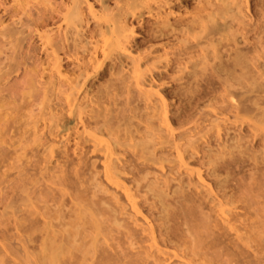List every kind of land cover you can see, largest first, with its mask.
I'll return each mask as SVG.
<instances>
[{"label": "rangeland", "instance_id": "374dc122", "mask_svg": "<svg viewBox=\"0 0 264 264\" xmlns=\"http://www.w3.org/2000/svg\"><path fill=\"white\" fill-rule=\"evenodd\" d=\"M258 27L264 0H0V264H264V136L222 84Z\"/></svg>", "mask_w": 264, "mask_h": 264}, {"label": "bare ground", "instance_id": "6f19581e", "mask_svg": "<svg viewBox=\"0 0 264 264\" xmlns=\"http://www.w3.org/2000/svg\"><path fill=\"white\" fill-rule=\"evenodd\" d=\"M166 1V0H165ZM234 0H232V2H233ZM263 2V1H262ZM165 3H167V2H165ZM165 3H164V6H165ZM147 4V3H146ZM168 4H169V2H168ZM167 4V5H168ZM47 6V5H46ZM49 6V5H48ZM225 6V5H224ZM236 9V8H235ZM75 11V10H74ZM224 11V10H223ZM76 12H77V10H76ZM220 13V12H219ZM117 14H118V12H117ZM255 16V15H254ZM40 17H42V16H40ZM110 17H113V16H110ZM120 17V16H119ZM39 19V18H38ZM108 20L106 21L107 23H105V24H107L106 26H109L110 24H111V22H112V19L110 18H107ZM245 19V18H244ZM164 20V19H163ZM33 21V20H32ZM116 21H117V19H116ZM34 22V21H33ZM163 22V21H162ZM161 22V23H162ZM178 22V21H177ZM182 22V21H181ZM181 22L179 23V24H181ZM185 22V21H184ZM194 22V21H193ZM210 22V21H209ZM36 23V22H35ZM45 23V22H44ZM44 23H43V25H44ZM115 24H116V22H114ZM168 23V22H167ZM30 24V23H29ZM112 24H113V22H112ZM119 23H118V21H117V24H116V27L118 26L119 28H120V26H122L121 27V30L124 32V30L126 31V28L125 29H123V25H118ZM176 24V23H175ZM178 24V25H179ZM184 24V23H183ZM196 24H198V23H196ZM169 25V24H168ZM177 25V24H176ZM177 25V26H178ZM187 25V24H186ZM185 25V26H186ZM221 25V24H220ZM223 25V24H222ZM221 25V26H222ZM39 26V25H38ZM105 26V27H106ZM165 26V25H164ZM167 26V25H166ZM181 26H182V24H181ZM212 26V25H211ZM226 25H224V27H225ZM115 27V26H114ZM118 27H117V29H118ZM170 27V26H169ZM186 27H188V26H186ZM216 27V26H215ZM220 27V26H219ZM227 27H228V25H227ZM111 28H112V26H111ZM163 28V27H162ZM171 29H172V27H170ZM204 28V27H203ZM223 27H221V29H222ZM114 29H116V28H114ZM177 29H180V28H177ZM183 29H185V28H182V31H183ZM231 29V28H230ZM237 29H239V28H237ZM242 29V28H241ZM255 29V28H254ZM253 29V30H254ZM258 29H259V27H258ZM257 29V31H255V34L253 35V36H255V39H256V41L255 42H253V44H251V49H252V53H254V54H252L251 56H249L247 53H248V49H247V47H250V45L249 46H247V47H245V49H247V50H244V51H246V52H244L243 51V49H242V53H241V50H239L238 49V53L236 52V51H234L235 52V56H234V59H233V62L230 64V62L232 61L231 59L229 60L230 62H229V64H227V62L226 61H224L223 63H225L226 62V67H224L225 65L223 64V63H221V65H224L223 67H222V70H224V68H225V73H224V75H226V76H224L223 75V81H222V79H221V81H222V84H224L223 86H225V92H226V97L228 98V100L230 99V98H232L233 97V99L235 100V102L233 101V102H231L230 100L228 101L231 105H232V103H233V105H234V110L233 111H235V110H237L240 106H238L237 104L240 102V103H243V107L245 106H247L246 108H244L243 109V111H244V113H245V115L247 116V121H246V124H247V122H250V125H249V128L251 129L252 128V132H254V135H256L255 134V132L256 133H263V136H264V29H259L258 30ZM119 30V29H118ZM118 30H115V31H117L116 33H118ZM120 30V31H121ZM173 30V29H172ZM188 30V29H187ZM219 30V29H218ZM223 30V29H222ZM243 30V29H242ZM110 31V30H109ZM120 31H119V33H120ZM157 31V30H156ZM166 31V30H165ZM174 31H175V29H174ZM186 31V30H185ZM205 31V30H204ZM92 32H93V30H92ZM123 32H121L122 34H123ZM172 32V31H171ZM170 32V33H171ZM211 32V31H210ZM251 32V31H250ZM228 33H230V32H228ZM234 33V32H233ZM237 33V32H236ZM245 33V32H244ZM118 35V34H117ZM121 35V34H120ZM120 35H118V37H120ZM192 35V34H191ZM239 35V34H238ZM260 35V36H259ZM189 37V36H188ZM201 37V36H200ZM204 37V36H203ZM44 38H45V36H44ZM162 38V37H161ZM206 38V37H205ZM47 39H48V37H47ZM219 39V38H218ZM248 39V38H247ZM155 40V39H154ZM158 40V39H157ZM246 40V39H245ZM251 40V39H250ZM48 41H49V43L48 44H50V42L52 41V40H50V39H48ZM79 41V40H78ZM55 42V41H54ZM81 42V41H80ZM79 42V43H80ZM122 42V41H121ZM220 42V41H219ZM233 42V41H232ZM247 42H248V40H247ZM189 43V42H188ZM52 44V43H51ZM50 44V45H51ZM187 44V43H186ZM250 44V43H249ZM63 45V44H62ZM220 45V44H219ZM248 45V44H247ZM53 46V45H52ZM76 46V45H75ZM203 46V45H202ZM51 47V46H50ZM186 47V46H185ZM240 48H243V47H240ZM65 49V48H64ZM182 49V48H181ZM250 49V48H249ZM185 50V49H184ZM203 50V49H202ZM237 50V49H236ZM205 51V50H204ZM240 51V52H239ZM250 51V50H249ZM206 52V51H205ZM223 52V51H222ZM57 53V52H56ZM227 56V55H226ZM229 56V55H228ZM188 57V56H187ZM199 57V56H198ZM209 57V56H208ZM227 58H229V57H227ZM182 59V58H181ZM207 59V58H206ZM219 59V58H218ZM59 60V59H58ZM176 60V59H175ZM204 60V59H203ZM227 60V59H226ZM89 61V60H88ZM207 61V60H206ZM223 61V60H222ZM55 62V61H54ZM59 62V61H58ZM189 62H190V60H189ZM197 62V61H196ZM209 62V61H208ZM216 62V61H215ZM203 63V62H202ZM78 64V63H77ZM204 64V63H203ZM219 64V63H218ZM218 64H215L214 66H216V65H218ZM207 65V64H206ZM229 65V66H228ZM86 67V66H85ZM217 67H219V66H217ZM200 68V67H199ZM206 68V67H205ZM220 68V71H221V67H219ZM219 68H218V71H219ZM55 70V69H54ZM235 70H238V72L237 73H235ZM223 72V71H222ZM223 74V73H222ZM196 76V75H195ZM201 76V75H200ZM199 79V78H198ZM197 81V80H196ZM213 82V81H212ZM59 83H61V82H59ZM54 84V83H53ZM64 84V83H63ZM62 84V85H63ZM236 84V86H238V89H240V88H243V89H240V90H242L241 91V94H240V90L238 91L237 90V88L236 87H234L233 85H235ZM221 85V84H220ZM239 85L241 86V87H239ZM234 87V89L232 90V88ZM222 87V86H221ZM230 87H232L231 88V90H230ZM221 90V89H220ZM237 90V94H239V96L237 97L236 96V91ZM244 90V91H243ZM232 91H234L235 93H233ZM224 92V91H223ZM218 94V93H217ZM133 95V94H132ZM143 97V96H142ZM144 97H146V95L144 96ZM222 97V96H221ZM236 99H235V98ZM205 98V97H204ZM128 100V99H127ZM161 100V99H160ZM226 99H224L223 98V101H225ZM144 101V100H143ZM239 101V102H238ZM126 102V101H125ZM146 102H147V100H146ZM226 102V101H225ZM227 102V103H228ZM236 102H238L236 105H235V103ZM246 102H249V104L248 105H244V103L245 104H247ZM162 103V102H161ZM239 103V105H242V104H240ZM68 105V104H67ZM157 105H159V104H157ZM161 105V104H160ZM216 105V104H215ZM226 105V104H225ZM225 105H223V106H225ZM228 105V104H227ZM226 105V106H227ZM233 105L231 106V107H233ZM225 106V107H226ZM230 106V105H229ZM195 107V106H194ZM236 107H238L237 109H236ZM78 108V107H77ZM221 108H222V105H221ZM148 109V108H147ZM223 109V108H222ZM222 109H220L221 111H225V110H222ZM224 109H228V106H227V108H224ZM137 110V109H136ZM229 110H230V107H229ZM232 110V109H231ZM230 110V111H231ZM239 110V111H238ZM237 110V113H239L240 111H241V109H238ZM97 111H99V110H97ZM216 111H217V109H216ZM228 111V110H227ZM229 111V112H230ZM242 111V112H243ZM143 112V111H142ZM218 112V111H217ZM228 112V113H229ZM236 112V111H235ZM142 114V113H141ZM231 114V113H230ZM235 114V113H234ZM94 116H95V114H94ZM165 117V116H164ZM96 118V117H95ZM99 118V117H98ZM183 118V117H182ZM216 118V117H215ZM145 119V118H144ZM147 119V118H146ZM162 119V118H161ZM221 120V119H220ZM107 121V120H106ZM212 121V120H211ZM216 121V120H215ZM103 122V121H102ZM160 122V121H159ZM99 123V122H98ZM112 123H114V122H112ZM111 123V124H112ZM100 124V123H99ZM104 124V123H103ZM102 124V125H103ZM105 124H107V123H105ZM128 124V123H127ZM151 124V123H150ZM185 124V123H184ZM210 124V123H209ZM241 124V123H240ZM130 125V124H129ZM159 125V124H158ZM104 126V125H103ZM109 127H110V124L108 125ZM139 126V125H138ZM184 126V125H183ZM251 126V127H250ZM109 127H108V129H109ZM128 127V126H127ZM214 127V126H213ZM98 128V127H97ZM96 128V129H97ZM111 128V127H110ZM205 128V127H204ZM101 129V128H100ZM103 129H105V128H103ZM116 129V128H115ZM148 129V128H147ZM213 129V128H212ZM225 130V129H224ZM254 130V131H253ZM98 131V130H97ZM96 131V132H97ZM99 131H101V130H99ZM125 131V130H124ZM129 131V130H128ZM160 131V130H159ZM205 131H207V130H205ZM209 131V130H208ZM236 131V130H235ZM241 131V130H240ZM232 132V131H231ZM137 133V132H136ZM156 133V132H155ZM208 133V132H207ZM129 133L127 132V134H125L126 136L128 135ZM146 134V133H145ZM148 134V133H147ZM150 134V133H149ZM148 134V135H149ZM206 134V133H205ZM130 136H131V134H129ZM128 135V137H130ZM135 135V134H134ZM133 135V136H134ZM158 136H159V134H157ZM171 135V134H170ZM180 135V134H179ZM201 135V134H200ZM238 135V134H237ZM109 136V135H108ZM116 136V139H114V143H115V145H116V143H117V145L119 146V145H121L122 143L121 142H123V141H121V140H119V138L117 137V135H115ZM124 136V135H123ZM143 136V135H142ZM141 136V137H142ZM145 136V137H144ZM143 136V138H145V139H147L146 137H148V136H146V135H144ZM257 136V135H256ZM261 136V135H260ZM262 136V137H263ZM128 137H126V139L125 138H123V139H125V141H127L128 142ZM141 137H139V139L141 140V141H144V140H142V138ZM182 137V136H181ZM212 137V136H211ZM257 137H259V134H258V136ZM117 138H118V140H117ZM121 138V137H120ZM183 138V137H182ZM188 138H190V137H188ZM241 138V137H240ZM240 138H239V140H240ZM122 139V140H123ZM132 139V138H131ZM159 139V138H158ZM174 139V138H173ZM185 139V138H184ZM243 139H245V137L243 136ZM129 140H130V138H129ZM189 140V139H188ZM233 140V139H232ZM242 140V139H241ZM190 141V140H189ZM245 141V140H244ZM262 141V140H261ZM264 141V140H263ZM121 143V144H119V143ZM126 142V144H128ZM191 142V141H190ZM195 142V141H194ZM242 142H243V140H242ZM130 143V142H129ZM139 143L141 144V143H146L145 141L144 142H137V144H136V142H135V145L134 144H128L127 146H129V147H134L135 149H139L140 150V147L141 146H143V147H145L146 148V146H144L143 144L142 145H139ZM148 143V142H147ZM150 143V142H149ZM148 143V145L147 146H149L150 144ZM159 143V142H158ZM162 143V142H161ZM181 143V142H180ZM236 143H240L239 141H237L236 140ZM124 144V143H123ZM123 144H122V146H123ZM175 144V143H174ZM114 145V146H115ZM117 145H116V147H117ZM140 146L139 148H136L137 146ZM160 145V144H159ZM184 145V144H183ZM233 145V144H232ZM253 145V144H252ZM104 146V145H103ZM174 146V145H173ZM180 146V145H179ZM187 146H190V144L189 145H187ZM192 146V145H191ZM224 146V145H223ZM260 146V145H259ZM120 147V146H119ZM123 147H126V145L124 144V146ZM168 147H169V145H168ZM183 147V146H182ZM185 147V149L184 150H180V152L181 153H179L178 151H179V149H181V148H177L178 149V153L180 154H176L175 156H178L179 157V159H178V157H177V159L178 160H180L181 162H182V159H184L185 157H187L188 158V154L185 152V150H187V151H189L190 149L189 148H186V146H184ZM233 147H235V146H233ZM240 147V146H239ZM257 147V146H256ZM107 148V147H106ZM142 148V147H141ZM151 148V147H150ZM191 148V151H190V158H193L194 157V155H196V153L194 154L193 153V150H192V148L193 147H190ZM105 149V148H104ZM114 149H115V147H114ZM149 149V148H148ZM147 149V150H148ZM221 149V148H220ZM227 149V148H226ZM142 150H144L143 148L141 149V151ZM161 150V149H160ZM199 150V149H198ZM223 150V149H222ZM153 151V150H152ZM176 151V150H175ZM211 151V150H210ZM214 151V150H213ZM226 151V150H225ZM250 151V150H249ZM100 152V151H99ZM104 152V151H103ZM108 152H111V150L110 151H108ZM114 152V151H113ZM143 152V151H142ZM149 152H150V150H149ZM149 152H145V153H149ZM170 152V151H169ZM176 152V153H177ZM194 152H195V150H194ZM197 152V151H196ZM207 152V151H206ZM206 152L204 151V153H205V155H206ZM238 152V151H237ZM187 155H185V154ZM193 153V154H192ZM200 153V152H199ZM213 153H215V152H213ZM212 153V155H211V157L213 156V158L211 159V157H210V154H208V155H206V156H204L203 154H202V156H204V158L206 157V158H210L211 160H213V161H215V163H217V164H214V163H211L212 164V166L214 167V166H216L217 165V167L218 166H220V164H221V159H222V156H223V154H222V156H221V154H219L220 156V158L217 156V158H219L218 160H219V162L217 161V158L215 159L214 157H215V155L216 154H213ZM220 153V152H219ZM223 153H224V151H223ZM226 154H227V152H225ZM224 153V154H225ZM112 154V153H111ZM144 154V153H143ZM150 154V153H149ZM149 154L147 155V158H151V159H146V163H147V161H149V162H151L152 160H155V159H153L152 158V156L150 155L149 156ZM198 154V153H197ZM140 155H142L141 153H140ZM153 155H154V153H153ZM142 156H144V157H146L145 156V154L144 155H142ZM163 156V155H162ZM209 156V157H208ZM197 157V155L195 156V158ZM243 157V156H242ZM154 158H156L155 156H154ZM164 158V157H163ZM168 158V157H167ZM166 158V159H167ZM176 158V157H175ZM190 158H188V159H190ZM195 158H193V159H195ZM111 159V158H110ZM120 159V158H119ZM142 159V158H141ZM159 159H161L162 160V158H159ZM161 160H160V162H161ZM178 160H176V163L178 162ZM185 160V159H184ZM195 160H197V159H195ZM200 160V159H199ZM211 160H208V161H210V162H212ZM156 161H158L157 160V158H156ZM155 161V162H156ZM170 161V160H169ZM179 161V162H180ZM198 161V160H197ZM202 161H204V160H202ZM205 161H206V163H207V160L205 159ZM222 161L224 162V160L222 159ZM226 161V160H225ZM234 161H235V159H234ZM113 162V161H112ZM115 162H118V161H116V158H115ZM143 162V161H142ZM153 162V161H152ZM159 162V161H158ZM163 162V161H162ZM222 162V163H223ZM250 162V161H249ZM145 163V164H146ZM174 163H175V160H174ZM148 165V164H147ZM156 165V164H155ZM181 165H183V164H181ZM185 165V164H184ZM221 165H223V164H221ZM110 166V165H109ZM208 166V165H207ZM212 166H211V168H212ZM117 167V166H116ZM119 167V166H118ZM145 167V166H144ZM222 167H224V166H222ZM221 167V168H222ZM115 168V167H114ZM132 168V167H131ZM166 168V167H165ZM177 168V167H176ZM210 168V169H211ZM214 168H216V167H214ZM110 169V168H109ZM116 169V168H115ZM128 169V168H127ZM141 169V168H140ZM147 169V168H146ZM145 169V170H146ZM151 169V168H150ZM190 169V168H189ZM188 169V172L187 173H189V172H191L192 170L190 169L189 170ZM187 170V169H186ZM185 169H184V171H186ZM211 170H213V168L211 169ZM218 170H220L219 168H218ZM122 171V170H121ZM172 171V170H171ZM209 171V170H208ZM207 171V172H208ZM217 171V170H216ZM174 172V171H173ZM193 172V171H192ZM192 172L191 173H189V175L187 174V173H185L186 175H188V176H190V174H191V176L193 175L192 174ZM195 172V171H194ZM214 173H216L215 172V169H214V171H213ZM234 172V171H233ZM109 173H111V172H109ZM131 173V172H130ZM135 173V172H134ZM211 172H208V174H210ZM151 174V173H150ZM172 174H174V173H172ZM184 174V175H185ZM196 174V173H195ZM207 174V173H206ZM211 174H213V173H211ZM210 174V175H211ZM112 175V174H111ZM142 175V174H141ZM148 175V174H147ZM182 175V174H181ZM181 175H179L180 177H181ZM213 175H215V174H213ZM212 175V176H213ZM121 176V175H120ZM137 176V175H136ZM187 176V177H188ZM190 176V177H191ZM202 176V175H201ZM216 176V175H215ZM111 177V176H110ZM115 177V176H114ZM147 177V176H146ZM167 177V176H166ZM169 177V176H168ZM180 177L178 178V176L176 177V179H180ZM183 177V176H182ZM186 177V178H187ZM189 177V178H190ZM196 177V176H195ZM238 177V176H237ZM143 178H145L144 176H143ZM172 178V177H171ZM171 178H170V180H171ZM198 178V177H197ZM140 179V178H139ZM138 179V180H139ZM182 179V178H181ZM180 179V180H181ZM191 179V178H190ZM215 179H216V177H215ZM260 179V178H259ZM262 179V178H261ZM142 180V179H141ZM157 180V179H156ZM166 180H168V179H166ZM170 180H168V181H170ZM172 180H174L173 178H172ZM180 180H179V182H180ZM187 180V179H186ZM226 180V179H225ZM225 180H223L224 182H225ZM136 181V180H135ZM140 181V180H139ZM153 181V180H152ZM176 181V180H175ZM183 181H185V180H183ZM197 181V180H196ZM215 181V180H214ZM222 180H218V182H219V184H220V182H221ZM151 182V181H150ZM159 182H160V180H159ZM162 182V181H161ZM164 182V181H163ZM172 182H174V181H172ZM181 182H182V180H181ZM186 182H189V179L186 181ZM190 182H192L191 180H190ZM216 182V181H215ZM254 182V181H253ZM141 183H142V181H141ZM152 183V182H151ZM155 183V182H154ZM170 183V182H169ZM198 183V182H197ZM247 184H248V182H247ZM153 185L154 184H152V188H153ZM168 185V184H167ZM178 185V184H177ZM222 185H224V184H222ZM150 187H151V185H149ZM155 186V185H154ZM158 186V185H157ZM187 186V185H186ZM220 186V185H219ZM249 186V185H248ZM99 187V186H98ZM177 187V186H176ZM137 188V187H136ZM151 188V189H152ZM158 188V187H157ZM184 188V187H183ZM251 188V187H250ZM249 188V189H250ZM159 189V188H158ZM180 189V188H179ZM156 190V189H155ZM231 190V189H230ZM244 190V189H243ZM241 191V190H240ZM160 192V191H159ZM162 192V191H161ZM201 192V191H200ZM248 192V191H247ZM155 193H157V192H155ZM181 194V193H180ZM257 194V193H256ZM179 195V194H178ZM189 195V194H188ZM201 195V194H200ZM250 195V194H249ZM252 195V194H251ZM156 196V195H155ZM154 196V197H155ZM163 196V195H162ZM170 196V195H169ZM172 196V195H171ZM190 196V195H189ZM255 196V195H254ZM262 196V195H261ZM130 197V196H129ZM158 197V196H157ZM160 197H161V193H160ZM241 197V196H240ZM253 197V196H252ZM251 197V198H252ZM169 198V197H168ZM181 198H183V196L181 197ZM185 198V197H184ZM201 198H203V195H202V197ZM256 198V197H255ZM128 199H130V198H128ZM132 199V200H131ZM130 200H131V202H134L133 201V198H131ZM163 199V198H162ZM165 199V198H164ZM170 199V198H169ZM187 199L189 200V201H191L189 198H186V201H187ZM242 199V198H241ZM160 200V199H159ZM181 201L182 200H185V199H180ZM246 200V199H245ZM253 200V199H252ZM252 200H249V201H252ZM128 201V200H127ZM162 201V200H161ZM170 201V200H169ZM171 201H173V200H171ZM194 201V200H193ZM192 201V203H194ZM207 201V200H206ZM223 201V200H222ZM233 201V200H232ZM239 201V200H238ZM244 201V200H243ZM247 201V200H246ZM108 202V201H107ZM130 202V203H131ZM143 202V201H142ZM185 202V201H184ZM100 203V202H99ZM135 203V202H134ZM137 203V202H136ZM146 203V202H145ZM175 203V202H174ZM199 203V202H198ZM213 203V202H212ZM227 203V202H226ZM257 203V202H256ZM95 204V203H94ZM132 204V203H131ZM162 204V203H161ZM182 204V203H181ZM210 204V203H209ZM208 204V205H209ZM217 204V203H216ZM96 205H97V203H96ZM100 205V204H99ZM125 205V204H124ZM133 205H135V204H133ZM163 205H164V203H163ZM167 205V204H166ZM191 205H193V204H191ZM253 205H254V203H253ZM93 206V205H92ZM129 206H131V205H129ZM136 206V205H135ZM194 206V205H193ZM198 206V205H197ZM196 206V207H197ZM199 206H200V204H199ZM97 207V206H96ZM113 208H115L114 206H112ZM191 207V206H190ZM251 207V206H250ZM86 208V207H85ZM88 208V207H87ZM99 208V207H98ZM97 208V209H98ZM133 208V207H132ZM172 208V207H171ZM182 208H183V206H182ZM202 208H203V206H202ZM221 208V207H220ZM193 209V208H192ZM201 209V208H200ZM248 209V208H247ZM110 210V209H109ZM187 210V209H186ZM215 210V209H214ZM111 211V210H110ZM150 211V210H149ZM162 211V210H161ZM171 211V210H170ZM175 211V210H174ZM229 211V210H228ZM90 212V211H89ZM96 212V211H95ZM98 212H99V210H98ZM101 212V215L105 212V211H100ZM99 212V213H100ZM103 212V213H102ZM114 212V211H113ZM172 212V211H171ZM202 212V211H201ZM80 213V212H79ZM79 213H77L78 215H79ZM97 213V212H96ZM95 213V214H96ZM162 213V212H161ZM204 213H206L205 211H204ZM212 213V212H211ZM81 214H82V212H81ZM83 214H85V213H83ZM90 214V213H89ZM93 214H94V212H93ZM94 214V215H95ZM107 214V213H106ZM111 214V213H110ZM124 214V213H123ZM192 214V213H191ZM250 214V213H249ZM92 215V214H91ZM99 215V214H98ZM101 215H100V217H101ZM109 215V214H108ZM112 215V214H111ZM207 215V214H206ZM232 215V214H231ZM81 216V215H80ZM118 216V215H117ZM116 216V217H117ZM78 217V216H77ZM93 217V216H92ZM130 217H131V215H130ZM129 217V218H130ZM167 217V216H166ZM231 217V216H230ZM82 218H84V217H82ZM90 218V217H89ZM94 218H96V215H95V217ZM98 218V217H97ZM97 218H96V220H97ZM103 218V217H102ZM110 218V217H109ZM108 218V219H109ZM112 218V217H111ZM160 218V217H159ZM164 218H165V216H164ZM168 218V217H167ZM190 218V217H189ZM195 218V217H194ZM197 218V217H196ZM84 219H87V218H84ZM83 219V220H84ZM100 218H98V220H99ZM184 219V218H183ZM89 220V219H88ZM92 220H93V218H92ZM101 220V219H100ZM100 220L99 221H97V222H95V220L93 221V224H92V227H94L95 228V226H96V223H97V226L99 227V225H98V222H100ZM103 220V219H102ZM122 220V219H121ZM165 220V219H164ZM189 220V219H188ZM188 220H185V221H188ZM205 220V219H204ZM208 220V219H207ZM216 220V219H215ZM214 220V221H215ZM231 220V219H230ZM90 221V220H89ZM106 221V220H105ZM110 221V220H109ZM124 221V220H123ZM137 221V220H136ZM136 221H135V223H136ZM139 221V220H138ZM192 221V220H191ZM208 221H210V220H208ZM224 221V220H223ZM226 221V220H225ZM65 222V221H64ZM125 222V221H124ZM132 222V221H131ZM77 223V222H76ZM112 223V222H111ZM185 223H187V222H185ZM201 223V222H200ZM204 223V222H203ZM85 224V223H84ZM101 224V223H100ZM134 224V223H133ZM164 224V223H163ZM205 224H206V222H205ZM55 225V224H54ZM75 225V224H74ZM106 225V224H105ZM144 225V224H143ZM161 225V224H160ZM165 225H166V223H165ZM186 225V224H185ZM193 225V224H192ZM196 225V224H195ZM200 225H202V223L200 224ZM60 226V225H59ZM107 227H109L108 225H106ZM167 226V225H166ZM182 226V225H181ZM197 226V225H196ZM138 227V226H137ZM148 227V226H147ZM202 227V226H201ZM203 227H204V225H203ZM206 227V226H205ZM94 228H93V231H95L94 230ZM112 228H114V227H112ZM140 228V227H139ZM144 228V227H143ZM143 228L141 229V230H143ZM255 228V227H254ZM46 229H47V227H46ZM46 229H44V230H46ZM72 229H74V228H72ZM77 229V228H76ZM95 229H97V227L95 228ZM199 229V228H198ZM229 229V228H228ZM250 229V228H249ZM90 230H91V228H90ZM105 230V229H104ZM113 230V229H112ZM115 230V229H114ZM117 230V229H116ZM140 230V231H141ZM144 230H146V231H144ZM143 231L146 233H149V234H147V235H150L151 236V240L153 241V239H155L154 238V236L153 235H151L152 233H151V231H147L148 229H144ZM159 230V229H158ZM157 230V231H158ZM51 231V230H50ZM98 231V229L94 232L95 233V235H98L99 233L97 232ZM108 231V230H107ZM111 231V230H110ZM143 231H141L142 232V234H145ZM166 231V230H165ZM168 231V230H167ZM208 231V230H207ZM235 231V230H234ZM253 231V230H252ZM64 232V231H63ZM104 232V231H103ZM119 232V231H118ZM126 232V231H125ZM138 232V231H137ZM73 233H76V232H73ZM82 233V232H81ZM127 233V232H126ZM139 233V232H138ZM137 233V234H138ZM151 233V234H150ZM167 233V232H166ZM250 233V232H249ZM253 233H254V231H253ZM128 234H130L129 232H128ZM209 234V233H208ZM75 235V234H74ZM77 235H78V233H77ZM80 235V234H79ZM94 235V236H95ZM108 235V234H107ZM130 235H133V234H130ZM141 235V234H140ZM159 235V234H158ZM205 235V234H204ZM211 235V234H210ZM63 236V235H62ZM71 236V234H69V237ZM73 236V235H72ZM160 236V235H159ZM208 236V235H207ZM43 237V236H42ZM68 237V235H67V238H69ZM74 237V236H73ZM76 237V236H75ZM82 237V236H81ZM104 237H106V236H104ZM197 237V236H196ZM209 237V236H208ZM56 238V237H55ZM128 238V237H127ZM138 238H139V236H138ZM141 238V237H140ZM149 238V237H148ZM153 238V239H152ZM53 239V238H52ZM76 239V238H75ZM129 239V238H128ZM131 239H133V238H131ZM143 239H144V237H143ZM159 239V238H158ZM163 239V238H162ZM207 239V238H206ZM239 239V238H238ZM48 240V239H47ZM54 240V239H53ZM52 240V241H53ZM68 240V239H67ZM178 240V239H177ZM208 240V239H207ZM41 241V240H40ZM48 241H50V243H48L47 241V243L48 244H50L49 246H51V240H48ZM76 241V240H75ZM134 241V240H133ZM161 241H163V240H161ZM57 242V241H56ZM61 242V241H60ZM71 242V241H70ZM128 242H129V240H128ZM135 242V241H134ZM156 242V241H155ZM73 243V241L71 242V244ZM58 244V243H57ZM59 244H61V245H63L62 243H59ZM70 244V245H71ZM176 244V243H175ZM55 245V244H54ZM61 245H58V247H57V245H55L56 246V252H55V255L54 256H52L51 258L53 259V258H56L57 256H58V254L59 253H61L60 251H61V249H60V246ZM141 245V244H140ZM74 246H75V244H74ZM74 246H72V247H74ZM48 247V246H47ZM51 247H54V246H51ZM92 247V246H91ZM45 248V247H44ZM62 248V247H61ZM194 248V247H193ZM46 249V248H45ZM68 249V248H67ZM66 249V250H67ZM80 249V248H79ZM127 249V248H126ZM189 249V248H188ZM192 250V249H191ZM196 250V249H195ZM201 250V249H200ZM48 251L49 250H47V253H48ZM59 251V252H58ZM185 252V251H184ZM188 252V251H187ZM44 253V252H43ZM43 253H42V257H43ZM65 253H66V251H65ZM50 253H48V255H49ZM54 254V253H53ZM53 254H51V255H53ZM62 254V253H61ZM185 254V253H184ZM190 254V253H189ZM201 254V253H200ZM47 255V254H46ZM50 255V256H51ZM128 255V254H127ZM191 255H192V253H191ZM44 256H45V253H44ZM133 256V255H132ZM46 257V258H45ZM45 257H43V258H45V259H47V256H45ZM59 257V256H58ZM129 257V256H128ZM146 257V256H145ZM51 258H49L48 257V259L49 260H51V261H53ZM83 258H84V253H83ZM86 258V257H85ZM84 258V259H85ZM132 258V257H131ZM149 258V257H148ZM58 259V258H57ZM129 259V258H128ZM138 259V258H137ZM158 259V258H157ZM55 260V259H54ZM143 260V259H142ZM154 260V259H153ZM133 261V260H132ZM131 261V262H132ZM155 263H157V262H155ZM132 264V263H131Z\"/></svg>", "mask_w": 264, "mask_h": 264}]
</instances>
